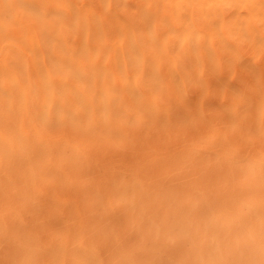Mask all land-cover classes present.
<instances>
[{
  "label": "clouds",
  "instance_id": "1",
  "mask_svg": "<svg viewBox=\"0 0 264 264\" xmlns=\"http://www.w3.org/2000/svg\"><path fill=\"white\" fill-rule=\"evenodd\" d=\"M0 264H264V0H0Z\"/></svg>",
  "mask_w": 264,
  "mask_h": 264
}]
</instances>
